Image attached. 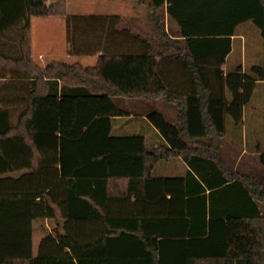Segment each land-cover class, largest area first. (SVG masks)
Segmentation results:
<instances>
[{"label":"trees","instance_id":"1","mask_svg":"<svg viewBox=\"0 0 264 264\" xmlns=\"http://www.w3.org/2000/svg\"><path fill=\"white\" fill-rule=\"evenodd\" d=\"M130 1L142 15L0 0V35L12 31L17 43L0 40V264H264V0ZM33 16H63L68 53L96 54L94 63L40 64ZM248 19L261 62L224 70L231 36ZM259 81L262 129L225 154L227 124L241 143ZM44 97L68 99L69 127ZM103 98L122 110L138 99L150 102L146 112L174 111L185 146L110 132L111 117L94 116L91 104ZM93 133L97 141L79 146ZM174 155L189 167L183 176L152 175ZM155 219L183 221L187 237L170 247L150 230Z\"/></svg>","mask_w":264,"mask_h":264},{"label":"rangeland","instance_id":"2","mask_svg":"<svg viewBox=\"0 0 264 264\" xmlns=\"http://www.w3.org/2000/svg\"><path fill=\"white\" fill-rule=\"evenodd\" d=\"M67 1V12L69 13H119V14H138L142 15L143 8L137 6L133 1L130 0H66ZM32 23V54L35 56L41 64L45 63L46 60L55 58L66 62H79L82 64H92L96 59V55H74L67 51V41L65 36V26L63 16H33L31 19ZM144 28L143 19L139 24ZM237 30L241 34L240 37H236L232 40V48L226 56L225 62L222 65L224 70L241 64L244 70H248L250 65L254 63L255 58H258L259 52L262 49V41L258 27L251 20H244L237 25ZM40 51L39 53H37ZM67 99L61 98L56 100H50L51 105H55L59 108V121L58 125L60 128H67L71 125L74 119V112L72 109L67 107ZM249 104L254 106L256 113H260L261 103V87L256 85ZM95 108L94 116H109L122 113L111 101L107 98H103L99 101H92L91 103ZM256 108V109H255ZM149 113V112H148ZM155 113V114H152ZM147 114L151 117L154 125L159 126V131L164 136L174 134L175 125L172 119L165 117L160 112H152ZM253 114V113H252ZM130 117L131 122L134 125L138 124L137 129L128 131L125 129L122 132L113 131V133H142L146 134L144 122L139 117ZM155 119V120H154ZM127 118H116V123H127ZM139 123H138V122ZM248 127V126H247ZM228 133L224 136V140L227 143L225 150L233 147L238 149L240 144H243L246 137L249 136L248 132L243 131L242 142L240 143L230 123L227 124ZM95 136V133L87 135ZM147 136V134H146ZM149 137L147 136V140ZM72 146L77 147L78 144L75 142L71 143ZM246 163L248 161L252 163L251 156L244 155ZM71 161V160H70ZM75 164V162H73ZM41 233L38 228L34 229L33 234V250L36 251L37 243Z\"/></svg>","mask_w":264,"mask_h":264},{"label":"crops","instance_id":"3","mask_svg":"<svg viewBox=\"0 0 264 264\" xmlns=\"http://www.w3.org/2000/svg\"><path fill=\"white\" fill-rule=\"evenodd\" d=\"M138 22L140 24V22H142V19L139 20ZM143 24H144V19H143ZM31 29H32V23H31ZM240 35L241 34L237 30V33H235L231 36V43H232V40L234 38L240 37ZM12 36H13L12 31H10V32L4 31L3 35H0V40L2 42L6 43L7 46H11L10 49H16L17 43H16V41L13 40ZM8 37H9V39H8ZM231 48H232V45H231ZM39 52L40 51H38L37 53H39ZM31 53H32V34H31ZM94 55H96V54H94ZM32 56L35 58V56L33 54H32ZM257 57L258 58H255V60H254L255 62L252 63L251 65L261 62L262 49L259 52V55ZM242 68H243V66H242ZM256 85H260V87H261V82L260 81L257 82ZM56 99H61V98L60 97H44L42 99V101L50 104L49 103L50 100H56ZM67 104H68V101H67ZM53 106H55V105H53ZM150 106H151L150 102H148L146 100H144V101L138 100V99L129 100L128 104H125L123 110L120 109L122 113L108 116V117H111L110 132H112V133H113V131L122 132L125 129H127L128 131H132V129H137L138 124L134 125L133 123H130L131 122L130 117L131 118L133 117L134 119H136L135 117H139L144 122L145 132H146L147 136L149 137L148 138L149 140H147L146 134H142V133H133V132L117 133L116 132L114 134H141L145 137V141H146L147 145H152L153 143H155L159 140H163L165 143H167L174 150H178L179 148H183L185 146V143L178 136V130H177L176 121H175V112L170 110V109L165 110L166 112H160V110H157V112L162 113L165 117L172 119V121L175 125L174 134H171L167 137V136H164L159 131V126L157 127L156 125H154L153 121H151V117L148 118L149 116H147V114H149V113L146 112V110ZM262 107H263L262 93H261V103H260L261 110H260V113H256L255 110L253 109L254 106L249 104V102L244 106L243 124L241 127L242 135H243V131H245V132L246 131L257 132V131H260L262 129V123H261ZM57 109L59 112L58 107H57ZM152 114H155V113H152ZM116 118L117 119L118 118H122V119L127 118V121H126L127 123H125V124L116 123L115 122ZM80 136L82 137L83 141H80V143L82 145L80 144L79 146L88 147L89 144H92L93 142L98 140L96 135L89 137V139L88 138L86 139V137L83 135H80ZM222 141H223V144H225L227 146V143L225 142V140L223 139ZM232 150H236L238 152V149L233 148V147L229 148L228 150H225V146H224L225 154L231 153ZM242 153H243V151L240 153V155ZM236 164H238V156L235 160V165ZM66 166H68V165L66 164ZM187 169H189V167L186 164V162L182 159V157L179 155H174L167 160H161V161L157 162L155 164V166L152 168V175L153 176H183L186 173ZM206 191H208V190H206ZM149 226H150V230L159 231V233L162 235V239H165V241L168 244H170V247L173 246L172 244L180 242V241H177L178 239L176 240V237H181V235H184L185 238L187 237L183 232V226H184L183 221H175V220H171V219H169V220L168 219H155V220L151 221ZM179 233H182V234H179Z\"/></svg>","mask_w":264,"mask_h":264}]
</instances>
